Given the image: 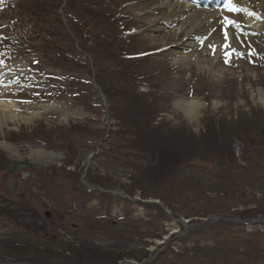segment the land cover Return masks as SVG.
Here are the masks:
<instances>
[{
	"label": "rangeland",
	"instance_id": "obj_1",
	"mask_svg": "<svg viewBox=\"0 0 264 264\" xmlns=\"http://www.w3.org/2000/svg\"><path fill=\"white\" fill-rule=\"evenodd\" d=\"M148 3L0 0V65L13 70L2 72L7 99L23 118L37 114L0 124V264H106L116 255L119 263L264 264V30L239 19L242 55L222 58L215 80L176 62L174 42L162 43L169 25L151 27ZM111 12L121 21L102 24ZM217 26L210 20L206 31ZM123 84L130 92L116 91ZM132 94L139 100L128 115ZM183 97L201 101L196 120L175 106ZM135 109L145 133H134ZM154 133L163 141L157 156L142 145ZM212 142L220 158L183 159ZM14 163L35 168L13 173Z\"/></svg>",
	"mask_w": 264,
	"mask_h": 264
},
{
	"label": "bare ground",
	"instance_id": "obj_2",
	"mask_svg": "<svg viewBox=\"0 0 264 264\" xmlns=\"http://www.w3.org/2000/svg\"><path fill=\"white\" fill-rule=\"evenodd\" d=\"M148 1L146 12L149 15L148 22L152 25L151 27L155 28L156 31L162 30V27L158 26L159 21L169 25L170 30L167 31L168 34L163 35L162 43L166 44L169 40L174 42L176 62H194L198 68L202 70L207 69L215 80H219L223 76V73H225L224 71H226L224 64L220 60L222 58L226 60L227 58L232 59L236 57L235 53L231 54L235 55L232 57H230L231 55L225 56V52L231 48L235 50L240 48V44L236 41L234 27L229 25L225 29V18L238 23L241 18L246 20L253 30H264V0H257L254 3V6L257 5L259 7V12L252 10L251 0H233V3L237 7L246 9L247 12H232L227 7L222 10H219V8L215 9L214 6L206 7L207 3L216 5L218 0ZM236 13L240 17L236 16ZM248 13H254L255 15H249ZM221 19H224L223 23H221ZM210 20H212L213 24L219 23L220 26H217V29H214L215 31L209 29L207 32ZM225 30L230 38L228 43L230 49L224 48L226 44L224 37ZM182 36L183 40L180 38ZM210 45H214L215 48L213 49ZM190 46L194 48L189 49ZM187 51L190 53H187ZM4 70H8L7 72H9L5 73V75L13 73V70L9 66L0 65V124L7 122L16 124L23 117L19 106L12 99H7L12 90L10 87H4L7 79L2 73ZM261 100L264 102V99ZM201 104L200 100L183 97L176 102L175 106L181 109L193 121L199 115ZM28 113L29 115L23 118L26 124L33 122V119L37 116L32 111ZM153 250H155L154 247Z\"/></svg>",
	"mask_w": 264,
	"mask_h": 264
},
{
	"label": "trees",
	"instance_id": "obj_3",
	"mask_svg": "<svg viewBox=\"0 0 264 264\" xmlns=\"http://www.w3.org/2000/svg\"><path fill=\"white\" fill-rule=\"evenodd\" d=\"M99 15L100 14H98L97 17ZM111 15H112V18H110ZM116 16H117V13H112L111 12V14L108 15V16H106L104 13H102V16H101V19H102V22H103L102 24H105L106 25L108 22L110 23V20H112L113 18H114V21L115 22L121 21V19L117 18ZM99 22H100V20H99ZM125 83L131 84L133 86V82L128 83L126 81ZM129 86L130 85L120 86L122 89L116 88V91L119 92V93H122L123 91L130 92V91H128V90H130V87ZM109 89H110V92H111L112 91V88L109 87ZM127 94H129V93H127ZM130 97H132V98H130ZM125 98H126L125 99L126 101L123 103V105L127 109V112H128V115H129V111L131 109L130 107H132L133 106V103H134L133 101L134 100H139V97L133 96V94H132V96L131 95H127V97H125ZM130 100H133V101H130ZM117 103H120V101H118ZM139 103H142V100ZM115 107L117 108V105H115ZM138 108L141 111L147 110L145 107H142V106L141 107H138ZM133 112H134V117L132 119H134V121H135V123L133 124V126L135 128H137L138 130L140 129L139 131H137L135 129L134 133H136V132L137 133H145L147 131V129H145L146 127L144 126V124L147 122V119L146 118H140L142 115L136 109ZM260 115H261L260 113H259V115L258 114L257 115L255 114V116L252 117V120L256 123V124H254L256 130H258V124H257V122L260 121V117H259ZM263 124H264L263 122L260 123L261 126H263ZM244 125H242V126H244ZM152 128L155 129V130H158V129L159 130H163L161 127H158V126H154ZM241 129H243V128H241ZM159 132L160 131H157L156 133H159ZM246 135H248V133H246ZM162 143H163V141L161 140V138H159V136L155 134L150 139H148L145 142H143L142 145H145L146 146V150L149 151L152 155L157 156L158 155V152H161V145H162ZM216 144H217V142H212L211 145L204 146L205 149H206V151L205 150L203 151V149H198V148L193 147V149L188 150L190 152V154L184 156L183 159L184 160H187L189 158V156H191V155L193 156V158H197V159H204L205 158L206 160L207 159L208 160H213L211 158H214V159L220 158L219 156H222L224 154H223V151H220L218 149V147L216 146ZM221 182H224V181H221ZM120 259L121 258L119 256H117V255L114 256V257H111V258L109 257L108 260H110V262H108L106 264H117ZM82 261H83V259H80L78 262H82Z\"/></svg>",
	"mask_w": 264,
	"mask_h": 264
},
{
	"label": "snow or ice",
	"instance_id": "obj_4",
	"mask_svg": "<svg viewBox=\"0 0 264 264\" xmlns=\"http://www.w3.org/2000/svg\"><path fill=\"white\" fill-rule=\"evenodd\" d=\"M226 7L228 8L229 11L232 12H247L246 9L243 8H239L237 7L234 3L233 0H226ZM249 15H255L254 13H248ZM231 25L234 28L239 29L241 26L238 22L234 21V20H229L228 18H225V29H227V27ZM225 39L227 40L228 38V33L225 30L224 33ZM210 47H213V49L215 48L214 45H210ZM225 49H230V45L229 44H225L224 45ZM232 53H235L237 56H241V53L236 52V50L234 48H231L230 51H226L225 52V56H230ZM226 63L228 62V60L225 61Z\"/></svg>",
	"mask_w": 264,
	"mask_h": 264
},
{
	"label": "water",
	"instance_id": "obj_5",
	"mask_svg": "<svg viewBox=\"0 0 264 264\" xmlns=\"http://www.w3.org/2000/svg\"><path fill=\"white\" fill-rule=\"evenodd\" d=\"M20 167H24V165H14V166H12V170L13 171H16L18 168H20ZM46 216L47 217H50V212H46ZM149 260H146V261H143L141 264H144V263H146V262H148ZM18 264H28V263H26V262H21V263H19L18 262ZM125 264H136V263H133V262H130V261H128L127 263H125Z\"/></svg>",
	"mask_w": 264,
	"mask_h": 264
}]
</instances>
